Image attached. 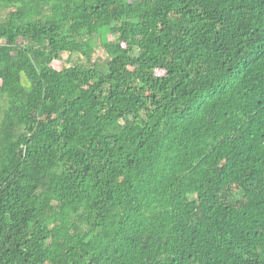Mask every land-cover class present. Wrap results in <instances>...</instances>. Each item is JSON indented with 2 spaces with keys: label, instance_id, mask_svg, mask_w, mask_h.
Returning a JSON list of instances; mask_svg holds the SVG:
<instances>
[{
  "label": "trees",
  "instance_id": "1",
  "mask_svg": "<svg viewBox=\"0 0 264 264\" xmlns=\"http://www.w3.org/2000/svg\"><path fill=\"white\" fill-rule=\"evenodd\" d=\"M0 264H264V0H0Z\"/></svg>",
  "mask_w": 264,
  "mask_h": 264
},
{
  "label": "rangeland",
  "instance_id": "2",
  "mask_svg": "<svg viewBox=\"0 0 264 264\" xmlns=\"http://www.w3.org/2000/svg\"><path fill=\"white\" fill-rule=\"evenodd\" d=\"M94 42H95V54L93 56V59L103 60L104 58H106V55L104 54V52L100 46L99 40L95 39Z\"/></svg>",
  "mask_w": 264,
  "mask_h": 264
}]
</instances>
